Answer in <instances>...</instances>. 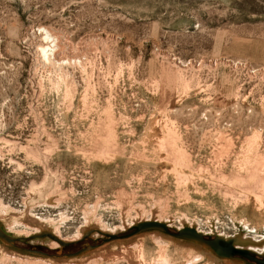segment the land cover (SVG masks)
I'll return each instance as SVG.
<instances>
[{"label":"rangeland","instance_id":"1","mask_svg":"<svg viewBox=\"0 0 264 264\" xmlns=\"http://www.w3.org/2000/svg\"><path fill=\"white\" fill-rule=\"evenodd\" d=\"M238 59L264 65V0H0V227L30 242L0 264H256L170 233L264 240L235 219L264 211V83ZM218 109L235 129L201 128ZM147 220L173 226L110 237Z\"/></svg>","mask_w":264,"mask_h":264},{"label":"water","instance_id":"2","mask_svg":"<svg viewBox=\"0 0 264 264\" xmlns=\"http://www.w3.org/2000/svg\"><path fill=\"white\" fill-rule=\"evenodd\" d=\"M145 228H162L163 230L168 232L170 227L166 225L165 223L157 221V220L141 221V222H138L136 225H134L127 232L121 233V234H111L110 237H127ZM170 233L174 236L187 237V238H192V239L203 241L207 243L219 256L232 257L236 254H240L244 257H247L255 261L256 264H264L263 257H259L255 254L248 253L245 250L236 248L235 243L240 241L237 238H229L225 240L220 237H211L209 235H204L203 233L196 231L192 227H183L181 229H175V231L170 232ZM0 238L8 242L11 245H14L15 242H18V241L19 242L24 241L26 244H30V242L25 240V237L12 236L8 234L6 231H4V229H2L1 227H0ZM56 241H58V243L61 246H65L68 244V242L63 241L61 239H57ZM91 246L92 244H88L82 247L79 251H82L86 247H91Z\"/></svg>","mask_w":264,"mask_h":264},{"label":"bare ground","instance_id":"3","mask_svg":"<svg viewBox=\"0 0 264 264\" xmlns=\"http://www.w3.org/2000/svg\"><path fill=\"white\" fill-rule=\"evenodd\" d=\"M43 35H44V38L45 39H47V40H49L50 41V43H53L54 42V40H56V38L48 31V30H46V29H44V31H43ZM48 42V41H47ZM49 43V42H48ZM55 42L53 43V44H50V45H41L40 46V51H41V53H42V55L48 60V61H52V60H54L55 58H56V56L54 55V52H53V47L54 48H56L55 47ZM55 50V49H54ZM173 59V58H172ZM176 59V58H175ZM61 60V59H60ZM68 61V63H69V60H67ZM75 61V60H74ZM180 61V60H179ZM43 62V61H42ZM54 62V61H53ZM60 62V61H59ZM47 64V63H46ZM51 64V63H50ZM57 64H60V63H58L57 62ZM216 64V63H215ZM55 65V64H54ZM60 65H63V64H60ZM70 65V64H69ZM51 66V65H50ZM185 66V65H184ZM208 66V65H207ZM58 67V66H57ZM182 68V67H181ZM191 68V67H190ZM189 68V69H190ZM208 68V67H207ZM185 69V68H184ZM192 69V68H191ZM183 70V69H182ZM193 71V70H192ZM187 72V71H186ZM66 75V74H65ZM65 78V77H64ZM177 114V113H176ZM251 143V142H250ZM249 143V144H250ZM246 198H248V196L246 197ZM251 211V210H250ZM2 212H6L5 210H4V208H3V210H2ZM252 213L254 214V215H256L257 217H258V219H257V221H253L252 219H250V218H248V217H246V216H243V217H241V218H238L237 216L235 217V219L237 220V221H239V222H241L244 226H245V228L246 229H248L250 232L251 231H254V232H256V233H258L259 232V229L260 228H264V211L263 212H258L257 210L255 211H252ZM2 216V215H1ZM240 217V216H239ZM188 219V221H192L191 220V218L190 217H188L187 218ZM233 221H235L234 220V218H231ZM261 220L260 222L258 221V220ZM217 220H218V218H217ZM147 221H150V220H147ZM236 221V222H237ZM165 222H167V223H169V222H171V221H165ZM201 222H204V221H200V222H198L199 224H202ZM210 224H212L213 222H211V221H208ZM216 222V221H215ZM235 222V223H236ZM218 223V222H217ZM219 223H221V220L219 219ZM209 224V225H210ZM226 224V223H225ZM133 225H135V224H133ZM132 225V226H133ZM167 225V224H166ZM214 225H215V223H214ZM214 225L212 226V227H214ZM238 225V224H237ZM168 226H170V227H172L173 225L170 223V225H168ZM183 227H184V225H183ZM183 227H179L178 229H181V228H183ZM235 227V226H234ZM192 228H194V227H192ZM196 229H197V227H195ZM208 228H209V226H208ZM3 229V228H2ZM195 229V230H196ZM211 229V228H210ZM212 230V229H211ZM214 230V229H213ZM5 231V230H4ZM57 237L58 238H61L60 237V235H59V228H57ZM196 231H198V232H200V233H203L204 235H209V234H206V233H204L201 229H197ZM237 234V233H236ZM80 235L81 234H79V239H80ZM229 236V235H228ZM249 237V236H248ZM226 238V237H225ZM231 238H237V239H239L240 241L239 242H236L235 243V247L236 248H238V249H241V250H245V251H247L248 253H251V254H255V255H257V256H259V257H263L264 258V240H258V239H250V238H240V237H238V236H233V237H231ZM261 238V237H260ZM223 239V238H222ZM197 241H200V240H197ZM201 242V241H200ZM54 244V243H53ZM57 245V244H56ZM207 246V245H206ZM201 259H203V254H200V255H198V256H196V257H194V258H190V259H188L187 261H186V264H195V261H198V260H201ZM169 262V261H168ZM167 262V263H168ZM156 264V263H155ZM163 264H165V263H163ZM169 264V263H168Z\"/></svg>","mask_w":264,"mask_h":264},{"label":"built area","instance_id":"4","mask_svg":"<svg viewBox=\"0 0 264 264\" xmlns=\"http://www.w3.org/2000/svg\"><path fill=\"white\" fill-rule=\"evenodd\" d=\"M229 66L235 72L238 79H242L243 81L247 79L248 82L255 80L264 83V65H256L249 61L238 59V60L229 61ZM222 112H223L222 109H218L215 111V113L209 115L210 117L215 118L216 120L213 121L216 122L213 125V127H201V128L207 130L235 129V127H229L231 126V122L228 120V118L224 117V114ZM250 128L251 127H247V129ZM258 129L264 130V127H258Z\"/></svg>","mask_w":264,"mask_h":264},{"label":"crops","instance_id":"5","mask_svg":"<svg viewBox=\"0 0 264 264\" xmlns=\"http://www.w3.org/2000/svg\"><path fill=\"white\" fill-rule=\"evenodd\" d=\"M184 190H186L184 193L188 194L189 196H199V195H201V196L203 195L204 196V195H208L207 193H200L199 191L201 190V188H199V187L195 189V187L188 186ZM183 215H186V214H183Z\"/></svg>","mask_w":264,"mask_h":264}]
</instances>
